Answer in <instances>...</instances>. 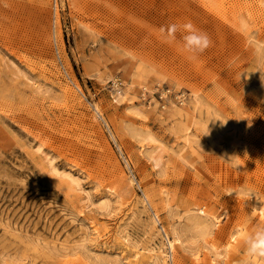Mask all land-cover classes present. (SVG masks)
I'll use <instances>...</instances> for the list:
<instances>
[{
  "label": "rangeland",
  "instance_id": "rangeland-1",
  "mask_svg": "<svg viewBox=\"0 0 264 264\" xmlns=\"http://www.w3.org/2000/svg\"><path fill=\"white\" fill-rule=\"evenodd\" d=\"M189 22L195 58L169 37ZM168 242L264 264V0H0V264Z\"/></svg>",
  "mask_w": 264,
  "mask_h": 264
},
{
  "label": "clouds",
  "instance_id": "clouds-1",
  "mask_svg": "<svg viewBox=\"0 0 264 264\" xmlns=\"http://www.w3.org/2000/svg\"><path fill=\"white\" fill-rule=\"evenodd\" d=\"M182 31V35L179 39V44L184 52H186L191 58H195L205 49H207L211 40L209 36L203 31L197 29L193 24L186 23L182 26L173 24L169 28V37L176 41L175 33Z\"/></svg>",
  "mask_w": 264,
  "mask_h": 264
},
{
  "label": "built area",
  "instance_id": "built-area-1",
  "mask_svg": "<svg viewBox=\"0 0 264 264\" xmlns=\"http://www.w3.org/2000/svg\"><path fill=\"white\" fill-rule=\"evenodd\" d=\"M166 257H167V264H173V257H172V251L169 246L168 242V247L166 248Z\"/></svg>",
  "mask_w": 264,
  "mask_h": 264
},
{
  "label": "bare ground",
  "instance_id": "bare-ground-1",
  "mask_svg": "<svg viewBox=\"0 0 264 264\" xmlns=\"http://www.w3.org/2000/svg\"><path fill=\"white\" fill-rule=\"evenodd\" d=\"M176 241H177V240H175V242H176ZM167 245H168V244H167ZM169 246L171 247L170 249H171V251H172V246H173L172 243H170ZM167 247H168V246H167ZM172 257L174 258V253H173V251H172ZM166 258H167V257H166ZM173 262H174V260H173Z\"/></svg>",
  "mask_w": 264,
  "mask_h": 264
}]
</instances>
